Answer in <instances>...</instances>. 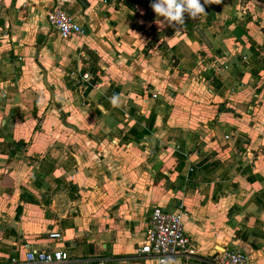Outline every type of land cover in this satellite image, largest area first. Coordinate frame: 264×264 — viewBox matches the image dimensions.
<instances>
[{"label":"crops","instance_id":"obj_1","mask_svg":"<svg viewBox=\"0 0 264 264\" xmlns=\"http://www.w3.org/2000/svg\"><path fill=\"white\" fill-rule=\"evenodd\" d=\"M157 207L201 256L264 264V0L178 27L150 0H0V264H159L139 251Z\"/></svg>","mask_w":264,"mask_h":264},{"label":"built area","instance_id":"obj_2","mask_svg":"<svg viewBox=\"0 0 264 264\" xmlns=\"http://www.w3.org/2000/svg\"><path fill=\"white\" fill-rule=\"evenodd\" d=\"M47 19L64 40L84 34V28L65 11H49ZM50 237L61 239L58 233H52ZM139 251L142 258H153L159 264H175L176 260H183L185 264H248V257L241 250L224 249L209 257L201 256L185 230L182 212H169L159 207L151 213L145 242ZM66 261L68 257L64 252L48 249L27 252L22 259L12 258L10 264H62Z\"/></svg>","mask_w":264,"mask_h":264},{"label":"clouds","instance_id":"obj_3","mask_svg":"<svg viewBox=\"0 0 264 264\" xmlns=\"http://www.w3.org/2000/svg\"><path fill=\"white\" fill-rule=\"evenodd\" d=\"M215 2L216 0H150V6L156 14L157 24L178 27L184 23L185 14L197 18L205 13V5ZM111 103H117L115 97L111 98Z\"/></svg>","mask_w":264,"mask_h":264}]
</instances>
